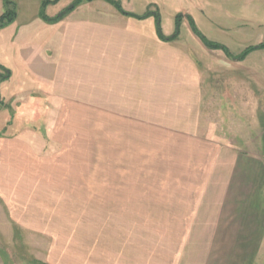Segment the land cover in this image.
<instances>
[{
	"label": "rangeland",
	"instance_id": "rangeland-1",
	"mask_svg": "<svg viewBox=\"0 0 264 264\" xmlns=\"http://www.w3.org/2000/svg\"><path fill=\"white\" fill-rule=\"evenodd\" d=\"M42 1L0 0V22L4 13H13L0 26V137L28 127L31 135L32 130L41 135L45 149L64 152L54 154L63 165H5L0 172V264H125L126 248L156 243L165 236L157 227L181 225L174 218L173 185L166 180L180 175L178 167L166 165L177 140L162 136L164 124L198 119L202 131L212 130L228 144L254 139L264 148V51L244 62L226 59L222 50L203 44L188 20L208 40L237 55L263 41L264 0H113L137 15L157 12L164 36L179 31L170 41L159 37L155 15H124L106 0H81L75 6V0H57L42 12L61 16L46 20ZM71 16L101 18L60 24ZM180 49L191 64L173 55ZM62 59L66 65L58 62ZM192 63L210 68L203 77L213 90L207 86L205 92H215L210 100L215 104H181L188 101L184 89L192 78L157 72L151 87L162 97L139 112L155 120H112L110 102L125 99L130 69L167 64L186 69ZM243 67L249 74H242ZM38 79L96 106H82L85 122H66L62 107L43 105L41 95L28 89ZM225 82L238 86H231L224 100Z\"/></svg>",
	"mask_w": 264,
	"mask_h": 264
},
{
	"label": "crops",
	"instance_id": "crops-1",
	"mask_svg": "<svg viewBox=\"0 0 264 264\" xmlns=\"http://www.w3.org/2000/svg\"><path fill=\"white\" fill-rule=\"evenodd\" d=\"M100 18L71 16L59 22L82 25L86 22H96ZM136 31L137 36L145 38L143 31ZM149 36L147 32L148 41H150ZM172 51L176 59H184L191 64V58L186 50ZM261 51L264 49H255L241 61L244 62L247 57L250 58ZM227 58L231 59L226 56ZM51 59L50 57L46 60ZM232 60L235 61V59ZM58 62L64 63L63 59ZM166 66H141L130 69L127 72L125 99L110 102L112 107L110 115L115 116L112 120L126 123L155 120L141 116L139 112L140 106L145 107L149 103L157 105V101L162 97L161 94L157 95V91L151 87V80L153 82L156 80L157 72L160 74L173 72L176 75L183 74L192 78L193 83L189 86L185 85L184 89L188 101L182 100L181 104L188 103L187 105L193 104L198 107L215 104L210 101L216 95L215 92H205L207 86L212 89L207 78L203 77L210 68H198L193 63L186 69L179 67L169 69L168 64ZM229 68L227 67L226 70ZM243 68H239L242 74H247L248 72L245 71L247 68ZM253 72L256 73V70L254 69ZM232 84L225 82L221 85L223 92L220 98L225 100V97L229 95L227 90L231 89ZM235 86L238 85L234 84L232 88ZM28 89L35 90L38 95H41L43 105L62 107L61 111L65 115L66 122H85L86 112L82 106L92 104L96 106L94 105L96 102L86 103L64 92H55L40 80L35 87ZM17 94L11 93L10 96H18ZM98 104L102 103L99 101ZM102 110H100L101 113ZM94 113L98 111L95 110ZM163 121L165 123L167 120ZM198 121L197 119L191 123L184 118H175L172 124L174 128L159 122L164 124L162 136L177 140L174 142L175 152L172 161L166 165L178 167L180 175L176 174L172 179L166 180L173 185L174 218L181 219V225L177 222V225L168 226V228L157 227L158 232L161 231V234L165 236L159 238L156 243L142 241V243L137 242L139 244L133 251L126 248L125 264H264V148L262 143L253 139L251 141L253 144L240 141L238 146L228 144L212 130H209L210 133L202 131ZM192 125L196 128L192 129ZM46 127L49 131L48 122ZM27 128L18 133L0 137V172L5 169V165H13L11 168H15L14 165H63L56 160L61 161L64 152L59 154L53 146L45 149V142L39 140L41 135L33 130L31 135L30 129ZM25 132H29L30 135H26ZM47 136H50L49 133ZM54 154H59L61 157L55 158ZM197 249L204 252L197 254ZM117 262L119 261L113 264Z\"/></svg>",
	"mask_w": 264,
	"mask_h": 264
},
{
	"label": "trees",
	"instance_id": "trees-1",
	"mask_svg": "<svg viewBox=\"0 0 264 264\" xmlns=\"http://www.w3.org/2000/svg\"><path fill=\"white\" fill-rule=\"evenodd\" d=\"M57 0H43L42 1V9H41V16L46 19V20H52V19H59L58 17L59 16H55L53 18H49L45 15L44 12H42V10L50 3H55ZM108 2H110L111 4H113L121 13H123L124 15H129V16H134V17H148V16H151V12L148 11L146 12L145 14H142V15H137V14H134L132 12H127V11H124L120 5L119 2H115L113 0H106ZM81 2V0H75L73 2L74 6ZM67 11H69V8H67ZM64 14V13H63ZM12 15L13 13L11 11H7L6 13H4L2 16H1V22H0V26H2L4 23L6 22H9L12 18ZM181 14L177 15L176 17V24H180V20H181ZM156 20H157V16H156ZM188 20H189V23H190V26L192 28V31L199 37V39L203 42V44L209 48V49H220L222 50L226 56L230 57L231 59H235V60H243L251 51L255 50L256 48H262L264 49V38H263V41L257 45V47H249V48H246L245 50H243L240 54H237V55H233L229 52V50L223 46L222 44H219V43H216V42H213V41H210L208 40L197 28H196V25L194 23V21L191 19V17H188ZM158 33H159V37L163 40H166V41H170V40H174L177 38L178 34H179V31L178 29H176L174 31V33L170 36H164L162 34L161 31L158 30Z\"/></svg>",
	"mask_w": 264,
	"mask_h": 264
},
{
	"label": "water",
	"instance_id": "water-1",
	"mask_svg": "<svg viewBox=\"0 0 264 264\" xmlns=\"http://www.w3.org/2000/svg\"><path fill=\"white\" fill-rule=\"evenodd\" d=\"M72 7H73V5H70V6H69V9H71ZM65 12H66V11L64 10L63 13H65ZM151 14L157 16V23H156V24H157V26H158V30L161 31V29H160V27H159V24H160V17H159V14H158L157 12H155V11H152ZM58 16L60 17V16H61V13H60ZM255 47H257V46H255ZM6 74H7V73H6Z\"/></svg>",
	"mask_w": 264,
	"mask_h": 264
}]
</instances>
